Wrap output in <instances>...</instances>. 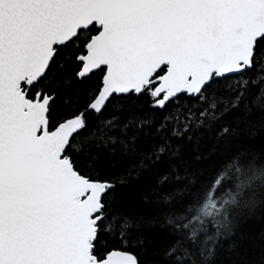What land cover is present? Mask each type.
<instances>
[{
	"label": "snow or ice",
	"instance_id": "snow-or-ice-1",
	"mask_svg": "<svg viewBox=\"0 0 264 264\" xmlns=\"http://www.w3.org/2000/svg\"><path fill=\"white\" fill-rule=\"evenodd\" d=\"M0 264H264V0H0Z\"/></svg>",
	"mask_w": 264,
	"mask_h": 264
}]
</instances>
